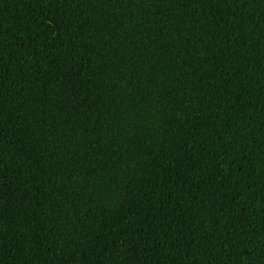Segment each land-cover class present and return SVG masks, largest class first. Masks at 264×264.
<instances>
[{
  "label": "trees",
  "instance_id": "16d2710c",
  "mask_svg": "<svg viewBox=\"0 0 264 264\" xmlns=\"http://www.w3.org/2000/svg\"><path fill=\"white\" fill-rule=\"evenodd\" d=\"M0 264H264V0H0Z\"/></svg>",
  "mask_w": 264,
  "mask_h": 264
}]
</instances>
